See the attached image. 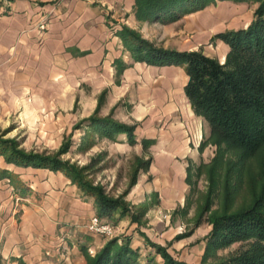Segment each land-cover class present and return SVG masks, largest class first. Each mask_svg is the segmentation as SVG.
<instances>
[{
	"label": "crops",
	"instance_id": "1",
	"mask_svg": "<svg viewBox=\"0 0 264 264\" xmlns=\"http://www.w3.org/2000/svg\"><path fill=\"white\" fill-rule=\"evenodd\" d=\"M258 4L215 0L163 24L138 20L135 0H12L0 14V111L16 108L21 101L61 107L58 93L72 97L80 82H104L114 76L124 82L146 70L177 88L168 98L172 115L167 120L181 126L177 130L193 146L185 155L192 158L208 126L185 97L188 77L183 67L134 62L118 31L128 26L151 40L147 32L156 27L165 35L161 47L199 51L209 44L206 56L223 63L229 48L216 35L245 28ZM59 77H68L70 87ZM67 102L72 107L75 97ZM165 158L167 173L175 164ZM1 170L11 173L15 183L0 180V264H85L86 252H97L108 241L87 231L96 216L93 200L62 174L15 167L0 157Z\"/></svg>",
	"mask_w": 264,
	"mask_h": 264
},
{
	"label": "rangeland",
	"instance_id": "2",
	"mask_svg": "<svg viewBox=\"0 0 264 264\" xmlns=\"http://www.w3.org/2000/svg\"><path fill=\"white\" fill-rule=\"evenodd\" d=\"M10 1L0 0V14ZM147 36L152 41L145 39L158 47L165 41L164 33L156 27L148 30ZM207 48L209 44L199 51L206 56ZM60 78L69 88V78ZM120 81V76H114L104 82H80L70 99L68 92L58 93L61 107L21 101L16 108L0 111V137L15 140L27 153L53 156L64 149L60 160L83 169L85 182L100 188L104 196L124 203L125 215L116 212L109 221L115 228L112 238H130L129 245L138 251L137 264L163 263L154 246L183 264H222L247 251L252 240L207 250L212 230L209 221L224 211L236 213L253 204L264 187L260 163L264 150L247 162L239 183L235 179L237 170L225 183V166L215 175L212 172L217 148L209 138V128L200 142L202 147L192 151V158L185 155L193 146L177 130L181 126L167 120L172 115L167 107L170 95L175 96L174 85L170 87L161 75L146 70ZM73 97L75 102L70 107L67 101ZM91 116L134 127V142L129 143L124 134L106 135L91 129L84 122ZM165 157L177 165L170 166L167 173ZM232 157L228 152L226 158ZM54 173L68 179L61 172ZM83 196L94 203L93 198ZM97 252L89 249L86 255L94 257Z\"/></svg>",
	"mask_w": 264,
	"mask_h": 264
},
{
	"label": "trees",
	"instance_id": "3",
	"mask_svg": "<svg viewBox=\"0 0 264 264\" xmlns=\"http://www.w3.org/2000/svg\"><path fill=\"white\" fill-rule=\"evenodd\" d=\"M215 0H135L134 14L138 20L169 23L180 16L202 9ZM234 2L246 0H231ZM253 12L251 22L236 30H226L216 35L224 41L229 51L225 61L205 56L201 51H178L155 46L139 32L122 26L118 35L132 60L148 66L183 67L188 82L184 94L193 113L207 124L210 140L217 152L212 172L225 166L226 182L236 172L237 183L247 162L264 150V0ZM88 126L106 135L124 134L129 143L134 142V127L117 123L109 118L95 116L84 120ZM146 144V141L142 142ZM203 143L200 144V148ZM27 153L19 149L15 140L0 137V156L7 164L63 173L83 195L94 199L96 215L108 221L118 212L125 215V204L103 195L102 190L85 182L83 169L60 160L59 156ZM228 152L232 159H227ZM264 177V156L261 158ZM14 178L6 170L0 171V180ZM264 187L247 209L236 213L223 212L209 221L212 226L207 237V250L233 242L252 240L250 248L235 259L222 264H264ZM120 242V244H119ZM127 236L108 240L94 255H86L85 264H137L138 251L130 245ZM162 264H183L173 260L161 248Z\"/></svg>",
	"mask_w": 264,
	"mask_h": 264
},
{
	"label": "built area",
	"instance_id": "4",
	"mask_svg": "<svg viewBox=\"0 0 264 264\" xmlns=\"http://www.w3.org/2000/svg\"><path fill=\"white\" fill-rule=\"evenodd\" d=\"M86 229L88 232L106 239H111L115 235L114 226L108 220L102 219L97 215L90 218ZM89 252L91 253V251Z\"/></svg>",
	"mask_w": 264,
	"mask_h": 264
}]
</instances>
